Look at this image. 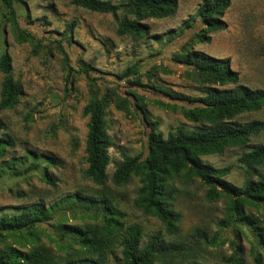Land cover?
<instances>
[{"label": "rangeland", "instance_id": "374dc122", "mask_svg": "<svg viewBox=\"0 0 264 264\" xmlns=\"http://www.w3.org/2000/svg\"><path fill=\"white\" fill-rule=\"evenodd\" d=\"M101 1L113 5L124 2ZM202 1L176 0L171 16L143 21L148 35L135 42L116 33L125 15L122 8L113 16L76 7L70 0H13L19 28L33 37V44H19L6 18L5 2L0 0V55H9L12 77L22 87L18 103L0 110L1 133L10 142L0 159V216L19 214L33 204L50 209L31 231L39 236L35 245L49 248L58 261L78 251L70 229L100 222L105 214L104 199L123 212L126 224L141 227L143 243L160 234L174 245L184 264H190L192 257L201 264H227L237 247L245 264H253L252 252L263 253L251 226L222 223L228 199L208 200L207 187L196 179L178 176L169 181L173 189L169 203L181 215L176 235H167L155 217L134 208L137 178L121 185L111 181L116 163L124 157L146 158L151 127L145 114L149 121L158 123L157 131L163 137L179 126H194L179 109L193 105L170 94L195 98L203 92L188 75L190 67L176 62L182 46L203 28L195 16ZM229 1L222 17L226 28L211 34L209 42L194 44L191 51L228 59L230 68L239 74L240 85L264 89V0ZM61 52L66 53L72 69L67 92ZM94 88L99 97L106 95L110 101L105 120L112 146L102 186L83 174L87 167V117L82 109ZM160 104L177 108L170 110ZM255 120L264 121V107L237 118L241 124ZM256 144H264V132L253 136L243 148H229L201 160L214 168L228 167L224 179L241 187L247 176L238 159ZM4 164L11 165L10 169ZM245 212L256 217L264 229V204L248 206ZM16 241L25 243L24 250L31 247L25 234L6 239L15 247ZM115 255L119 257V250ZM109 259L108 264H117L115 258ZM170 264L180 263L174 260Z\"/></svg>", "mask_w": 264, "mask_h": 264}, {"label": "trees", "instance_id": "16d2710c", "mask_svg": "<svg viewBox=\"0 0 264 264\" xmlns=\"http://www.w3.org/2000/svg\"><path fill=\"white\" fill-rule=\"evenodd\" d=\"M3 1L14 40L19 44H33V37L18 26L13 0ZM16 1L25 3L28 0ZM70 3L90 12L113 16L122 8L125 15L120 19L116 33L135 42L148 35L149 29L144 20L165 19L177 7L176 0H124L120 5L101 0H70ZM229 5V0H203L195 15L203 28L190 43L182 46L181 53L176 56L177 63L190 67L188 75L203 89L202 94L195 98L170 94L171 98L193 105L189 108L180 106L179 109L184 119L194 126L191 129L179 126L163 137L157 131L158 123L149 121L145 114L144 118L151 127L146 158L124 157L116 163L111 181L121 185L137 178L139 187L133 201L134 208L155 217L167 235H176L181 215L169 203L173 196L169 181L178 176L198 180L207 187L208 200L228 199L222 223L244 222L257 233L263 253L252 252V260L253 264H264V229L259 226L256 217L245 212L248 206L264 204V144L253 145L250 150L241 153L238 163L247 176L241 187L224 179L229 173L228 167L214 168L201 160L205 156L221 155L229 148H243L253 136L264 132V121L237 122L240 115L257 112L264 107V89L251 90L240 85L239 74L230 68L228 59H216L191 51L194 44L209 42L211 34L226 28L222 17ZM61 55L67 71L64 79V91L67 92L71 86L69 76L72 69L66 53L61 52ZM11 71L9 55H0V110L13 108L22 95V87L13 79ZM109 103L108 97H99L94 88L82 109L83 116L87 117L84 146L87 167L83 174L99 186L104 185L107 179L106 169L110 163L109 149L112 145L105 120ZM160 106L170 110L177 108L174 105ZM9 144L0 126V159ZM3 167L10 169L11 165L4 164ZM101 203L105 214L100 217L99 223L69 230L74 235L78 251L67 256L63 262L58 261L49 248L36 246L39 236L31 231L35 223L48 216L50 209L44 210L41 204H33L19 214L1 215L0 244L3 247L0 248V264H108L110 256L116 259L117 264H170L174 260L184 264L180 253L163 236L154 234L143 243L139 225L126 224L123 212L111 200L104 199ZM17 234L27 235L31 247L24 250L23 239L16 241V247L6 243L9 236ZM118 250L119 257H116ZM226 262L245 264V259L237 247ZM190 264L201 263L192 257Z\"/></svg>", "mask_w": 264, "mask_h": 264}]
</instances>
